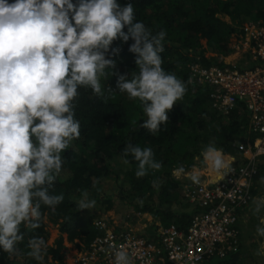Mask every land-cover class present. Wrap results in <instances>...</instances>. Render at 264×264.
<instances>
[{"label": "clouds", "instance_id": "9594fccd", "mask_svg": "<svg viewBox=\"0 0 264 264\" xmlns=\"http://www.w3.org/2000/svg\"><path fill=\"white\" fill-rule=\"evenodd\" d=\"M166 35V30L154 34L143 22H135L132 3L0 0V249L9 258L21 254L22 227L35 233L48 220L42 208L55 213L64 201L63 194L50 190L62 172V153L81 135L74 103L78 88L90 87L94 95L105 96L100 78L107 77L109 70L116 74V62L106 53L117 39L134 41L129 51L136 55L137 70L131 79L120 74L115 90L140 103L146 116L140 126L149 133L157 134L167 123L168 112L183 99L187 84L162 67ZM113 90L106 89L109 94ZM122 156L125 165L130 163L129 156L138 162L137 178L162 168L151 147L129 142ZM200 156L218 180L232 171L231 161L214 143L207 144ZM172 174L200 183V173L186 172L183 165ZM260 182L264 183V176ZM75 203L80 210L96 206L87 190H80ZM251 211L259 219L256 235L264 237V216L260 215L264 195L252 198ZM48 249L43 236L33 234L27 240L26 255L38 264L51 259ZM110 249L112 264H133L127 249ZM255 255L264 256V244Z\"/></svg>", "mask_w": 264, "mask_h": 264}, {"label": "trees", "instance_id": "16d2710c", "mask_svg": "<svg viewBox=\"0 0 264 264\" xmlns=\"http://www.w3.org/2000/svg\"><path fill=\"white\" fill-rule=\"evenodd\" d=\"M117 3L121 6L132 3L135 22H143L154 34L166 30L164 51L160 54L162 67L184 81L187 92L168 112L169 120L161 125L160 131L155 135L149 133L140 126L146 119L140 103L115 90L120 74L131 79L132 72L137 70L136 55L129 51L134 41L113 42L106 58L115 60L116 74L112 76L109 70L107 77L100 78L105 96L94 95L90 87L78 88L79 96L74 103L81 135L62 153V172L50 190L54 195L63 194L64 201L55 213L42 208L52 221L60 224L56 247H49L51 259L46 257L44 264H64L60 254L64 241L84 239L88 244L99 233L96 221L118 203L124 204L126 218L151 222L140 230L150 239L157 240L158 230L171 223L186 229L200 208L185 198L184 190L190 183L187 178L173 176V169L180 165L186 171L205 167L200 154L210 142L241 162L239 144L253 140L246 107L238 103L230 113L215 109L210 87L190 81V65L201 62L225 66L224 57L239 46L243 25L251 20H264V0H117ZM115 48L120 49L119 53L112 51ZM108 86L114 89L112 94L106 91ZM129 142L141 148L151 147L162 168L137 178L138 162L129 156L130 163H123V149ZM262 176L264 162L259 165L254 182ZM107 180L113 182V191L104 189ZM261 187L264 194L263 183ZM80 190H87L89 198L96 200L94 209L77 208L75 201ZM22 231L25 240L19 245L21 254L9 258L0 249V264H38L26 255L27 240L35 234L47 241L46 223L35 233L23 227ZM243 258L239 250L215 260V264H249Z\"/></svg>", "mask_w": 264, "mask_h": 264}, {"label": "built area", "instance_id": "2783aa9c", "mask_svg": "<svg viewBox=\"0 0 264 264\" xmlns=\"http://www.w3.org/2000/svg\"><path fill=\"white\" fill-rule=\"evenodd\" d=\"M242 30L236 48L245 54L241 63L190 65V81L210 87L215 109L230 113L238 103L246 107L253 140L239 144L242 161L231 164L232 171L222 180L191 181L184 196L200 211L186 229L171 223L158 230L155 240L101 218L95 223L99 233L76 249L70 264H112L110 246L127 249L133 264H215L239 251L238 213L250 206L253 182L264 161V20H251Z\"/></svg>", "mask_w": 264, "mask_h": 264}, {"label": "crops", "instance_id": "0c3cea01", "mask_svg": "<svg viewBox=\"0 0 264 264\" xmlns=\"http://www.w3.org/2000/svg\"><path fill=\"white\" fill-rule=\"evenodd\" d=\"M232 56V55H231ZM229 56L225 57L224 61L225 63H231L227 62ZM230 59V58H229ZM229 160L231 161V164L240 163L233 155L225 154ZM264 162V161H263ZM196 171L200 173V178L207 181V182H213L217 180V177L214 172L209 170L206 166L203 168H193ZM188 170L186 172L192 171ZM179 178H187L188 183L191 184L190 178H188L186 175L181 174ZM264 184V183H263ZM262 183L260 180L253 182L252 186V193L253 197H256L258 195H264L261 193ZM252 208V202L250 206H248L245 209H242L239 211V217L237 222V227L240 231V252L243 255V260L246 263H253L256 259V263L254 264H264V256H257L255 255V252L258 248H260L261 244H264V237H258L256 235L255 229L259 224V219L257 215H254L251 211ZM261 216H264V212L260 214Z\"/></svg>", "mask_w": 264, "mask_h": 264}, {"label": "rangeland", "instance_id": "374dc122", "mask_svg": "<svg viewBox=\"0 0 264 264\" xmlns=\"http://www.w3.org/2000/svg\"><path fill=\"white\" fill-rule=\"evenodd\" d=\"M225 19L229 20V17H225ZM231 55H229L230 59L228 58L227 62L241 63L245 54L243 50L237 49ZM103 184L105 190L113 191L114 184L112 181L107 180L104 181ZM125 211L126 208L124 204L118 203L114 209L105 213L103 217L106 218L112 224V226L134 229L136 231H140L141 229H145L146 227H149L151 225V222L146 219L140 221H132L131 219L126 218V216H124ZM46 229L48 233L46 242H48L49 247H56V240L60 235V224L58 222L52 221L48 217V220L46 222ZM84 243V239H77L73 242L64 241L63 247L60 251V254L63 256L64 264L71 263L72 254L75 253L76 249ZM254 262L256 263V259L255 261H253V263L251 262L250 264H254Z\"/></svg>", "mask_w": 264, "mask_h": 264}]
</instances>
